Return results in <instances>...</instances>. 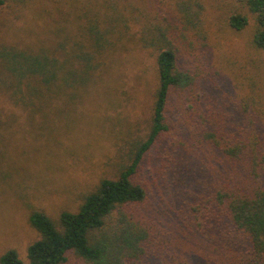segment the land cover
Segmentation results:
<instances>
[{"label": "trees", "instance_id": "1", "mask_svg": "<svg viewBox=\"0 0 264 264\" xmlns=\"http://www.w3.org/2000/svg\"><path fill=\"white\" fill-rule=\"evenodd\" d=\"M146 1L138 5L130 0H92V9L84 13L88 39L78 42L79 51L67 57L45 48L0 45V88L21 105L27 96L41 99L86 83L99 66L98 55L112 45L119 21L127 29L141 27L139 40L157 51L158 72L149 132L135 141L130 161L120 167L118 176L102 178L78 210H62L58 219L33 210L29 221L40 236L29 244L27 262L11 248L1 254L0 264H64L71 255L84 264H150L157 233L148 219L154 223L155 215L142 206L148 187L134 177L145 155L167 132L175 133L184 148L174 157L179 158L178 168L185 170L192 163L203 170V177L195 175L205 190L191 206L190 219L182 222L192 224L213 243L215 264H264V130L262 112L255 109L259 102L238 97L228 82L222 88L216 83L224 76L222 71L209 61L197 62L198 56L193 59L189 52L185 55L187 49L175 42L174 38L182 36L177 40L187 43L190 34L195 41L206 43L201 0H176L169 10L166 0ZM235 1L248 12L237 5L228 15L229 25L241 30L250 23L248 13L252 14L253 43L264 51V0ZM5 2L0 0V5ZM30 80L43 88L30 87ZM165 228L157 227L156 243L168 241ZM207 257H184L176 264H204L201 258Z\"/></svg>", "mask_w": 264, "mask_h": 264}, {"label": "rangeland", "instance_id": "2", "mask_svg": "<svg viewBox=\"0 0 264 264\" xmlns=\"http://www.w3.org/2000/svg\"><path fill=\"white\" fill-rule=\"evenodd\" d=\"M175 1L166 0V9L172 8L170 3ZM201 1L205 4L206 43L195 41L190 34L187 43L177 40L182 36L174 40L187 49L185 55L189 52L193 59L198 56L197 62L209 61L222 71L224 76L216 79L222 88L228 82L238 97L258 101L255 109L262 112L264 130V51L253 43V15L248 13L250 23L237 30L227 19L240 4L235 0ZM91 3L6 0L0 5V45L25 50L45 48L60 57L77 53L78 42L88 39L84 13L92 9ZM241 9L248 12L243 6ZM166 14L159 15L168 18ZM123 23H116L112 45L98 55L99 66L86 83L41 99L27 96L23 105L0 88V256L14 248L27 262V248L40 236L29 221L31 212L42 210L58 219L62 210H78L85 195L102 178L118 176L120 167L130 161L135 141L148 134L158 85L157 51L139 40V25L127 29ZM29 84L43 88L35 80ZM174 101L176 105V96ZM173 117L178 119V113L174 112ZM174 136L167 132L157 140L134 177L149 189L142 206L155 215L154 223L147 219L157 240V227L167 226L163 230L169 231L167 242L156 240L149 261L176 264L180 258L205 254L208 257L201 258L202 262L215 264L217 251L213 243L196 232L192 224L182 222L186 217L190 219L191 206L199 201L205 188L198 183L197 176L203 177L199 165L178 168L179 158L174 157L184 148ZM190 160L194 161L192 156ZM261 181L264 183V175ZM64 264L84 263L71 255Z\"/></svg>", "mask_w": 264, "mask_h": 264}]
</instances>
